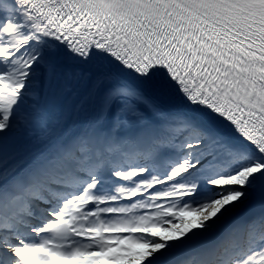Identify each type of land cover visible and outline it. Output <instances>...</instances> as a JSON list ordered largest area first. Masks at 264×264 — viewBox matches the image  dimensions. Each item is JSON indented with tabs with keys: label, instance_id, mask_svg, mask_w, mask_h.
<instances>
[{
	"label": "snow or ice",
	"instance_id": "1",
	"mask_svg": "<svg viewBox=\"0 0 264 264\" xmlns=\"http://www.w3.org/2000/svg\"><path fill=\"white\" fill-rule=\"evenodd\" d=\"M0 264H264V0H0Z\"/></svg>",
	"mask_w": 264,
	"mask_h": 264
}]
</instances>
